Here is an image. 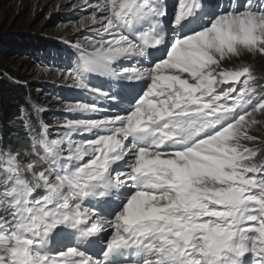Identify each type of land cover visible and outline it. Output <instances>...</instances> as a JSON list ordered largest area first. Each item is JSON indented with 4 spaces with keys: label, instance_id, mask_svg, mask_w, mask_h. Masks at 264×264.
Here are the masks:
<instances>
[{
    "label": "snow or ice",
    "instance_id": "1",
    "mask_svg": "<svg viewBox=\"0 0 264 264\" xmlns=\"http://www.w3.org/2000/svg\"><path fill=\"white\" fill-rule=\"evenodd\" d=\"M84 3L61 76L112 103L0 150V264H264V159L242 143L264 102L221 63L264 56V0Z\"/></svg>",
    "mask_w": 264,
    "mask_h": 264
},
{
    "label": "rangeland",
    "instance_id": "2",
    "mask_svg": "<svg viewBox=\"0 0 264 264\" xmlns=\"http://www.w3.org/2000/svg\"><path fill=\"white\" fill-rule=\"evenodd\" d=\"M96 0H89V3H95ZM229 0H210L213 5L227 4ZM92 13V9L84 3V0H0V36L10 38H20L21 36H32L43 39L47 42H53L62 50L72 49L75 54L79 52L74 47L82 43L84 36H91L92 33L87 29L79 27L82 20H86ZM71 42H75L71 44ZM15 64L23 62L29 63L26 75L29 78L27 83H32L51 92V89L64 91L65 98L57 102L59 106L48 107L42 105L38 109L41 113L55 114L63 119H92L97 118L98 113L68 112L66 107L72 102L95 103L97 107H107L112 101L106 102L103 99L95 97L86 91L70 87V81L66 75L62 78L61 73H67L70 70L68 63H62L61 60L44 57L43 54H25L13 59ZM126 63H134L126 62ZM222 66L226 68H236L243 65L251 67L254 76L257 78L264 76V56H252L246 52H241L238 57L222 61ZM68 64V65H66ZM72 67V66H71ZM105 78L93 76L91 83L100 84ZM259 79V78H258ZM256 84V82H255ZM220 88H228L230 85H220ZM105 90H107L105 88ZM258 90L256 86V91ZM61 93V92H60ZM256 94V93H255ZM254 94V96H255ZM256 104H249L251 110ZM35 103L34 101L31 102ZM56 103V102H55ZM56 105V104H55ZM257 120L255 125L248 129V134L256 137L255 141H243L242 143L248 148L259 149L256 159H264V114L259 112L253 113ZM251 119L246 116V121ZM65 129L59 126L52 130V137L61 134ZM75 138L80 139L91 135L90 133H74Z\"/></svg>",
    "mask_w": 264,
    "mask_h": 264
},
{
    "label": "trees",
    "instance_id": "3",
    "mask_svg": "<svg viewBox=\"0 0 264 264\" xmlns=\"http://www.w3.org/2000/svg\"><path fill=\"white\" fill-rule=\"evenodd\" d=\"M74 43L71 42V44ZM35 53L61 60L62 63H68L72 67H75L78 60L72 49L62 50L53 42H47L38 37L0 36V150L15 151L18 148H26L29 129L37 133L43 122L49 127L48 132L52 137V130L67 121L61 116L41 113L35 109V105L37 107L46 105L52 108L59 106L57 102L62 101L66 95L64 91H58L55 88L50 92L47 91L48 89L27 83L29 78L26 71L29 63L23 62L16 65L13 59ZM258 76L259 79L256 80L258 90L252 104L264 100V76L260 74ZM32 101L35 103L30 105ZM26 123L28 128L25 127Z\"/></svg>",
    "mask_w": 264,
    "mask_h": 264
}]
</instances>
